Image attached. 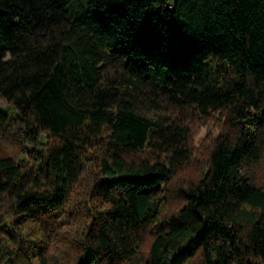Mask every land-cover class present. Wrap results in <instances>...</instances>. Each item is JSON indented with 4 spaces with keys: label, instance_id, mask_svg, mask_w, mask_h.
I'll use <instances>...</instances> for the list:
<instances>
[{
    "label": "trees",
    "instance_id": "obj_1",
    "mask_svg": "<svg viewBox=\"0 0 264 264\" xmlns=\"http://www.w3.org/2000/svg\"><path fill=\"white\" fill-rule=\"evenodd\" d=\"M0 98V264H264V0H0Z\"/></svg>",
    "mask_w": 264,
    "mask_h": 264
},
{
    "label": "rangeland",
    "instance_id": "obj_2",
    "mask_svg": "<svg viewBox=\"0 0 264 264\" xmlns=\"http://www.w3.org/2000/svg\"><path fill=\"white\" fill-rule=\"evenodd\" d=\"M0 108H8L10 111H12V108L8 106V103L0 98ZM200 123L203 122V120L199 121ZM212 121H208L205 124L202 123L201 125H199L197 128H194V135L193 138L194 140L197 142L198 147L203 146L204 144L206 145V138L209 135H214L216 136L217 133L219 132V129L212 127ZM206 141V142H205ZM3 152L15 155V157L17 159H21V158H25L27 159V155L25 154H21L18 150V145L17 143H13V142H9L6 141L3 143ZM88 166V170L92 173L93 167L90 165ZM189 173H193L190 171H188ZM262 175H264V172H261V174H259V177H261ZM76 202V197H72L68 200V203L66 206L62 207L61 209L57 210V212L61 213L60 218L58 219V223L57 226L54 227V230L52 231L51 228L46 227V230L48 232H50V230L52 231V233H57L59 235H63L66 232H69L73 227H74V220L72 218V214H70L72 206H74ZM63 212V213H62ZM76 222V221H75ZM51 233V237H54V235Z\"/></svg>",
    "mask_w": 264,
    "mask_h": 264
}]
</instances>
